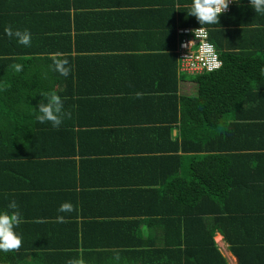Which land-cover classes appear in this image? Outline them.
I'll return each mask as SVG.
<instances>
[{"label": "trees", "instance_id": "1", "mask_svg": "<svg viewBox=\"0 0 264 264\" xmlns=\"http://www.w3.org/2000/svg\"><path fill=\"white\" fill-rule=\"evenodd\" d=\"M191 2L170 0L166 5L174 3L178 15L176 25L188 29L204 28L215 46V35L221 38L223 35L218 26L227 23L226 19L235 16L237 10L251 9L249 0H237L239 3H234L229 12L221 15L219 23L202 26L196 17L187 14ZM243 2L246 4L242 5ZM165 27L156 37L155 48L160 52L159 62L164 60L166 70L159 84L151 85L149 91L160 94L170 91L173 95L169 99L156 97L157 103L155 100L145 102L141 114L132 111L128 120H116L122 125V129L116 130L121 134L117 139L109 137L114 134L109 135L110 130H101L102 123L94 112H82L87 117L78 123V132L72 134L78 137L71 139L73 147L66 156L71 158L77 152L82 158L79 164L88 168L101 164L107 167L106 161L119 163L120 160L126 165L129 161H141L151 167L154 187L149 189H145L141 181L128 182L129 179L123 182L119 176L114 179L117 184L100 182L102 191L114 185L121 188L117 192L123 198L113 201L112 214L136 218L133 224L126 223L130 239L134 233L132 225L138 227L145 218L153 217L150 220L163 226L166 243L174 246L171 253H177L174 256L177 264H227L216 247V233H220L229 244L231 252L239 258V264H264V58L256 62L255 57L244 52H223L224 41H220L218 55L221 65L218 69L185 73L180 70L175 33L163 31ZM174 48L175 53H168ZM40 61L35 59L34 65ZM42 64L46 63L38 65ZM152 69V73L157 72L156 68ZM4 75L10 83L12 75ZM185 81L196 85L192 94L179 89L180 83ZM46 96L44 93L43 97ZM92 103L95 102L91 100L87 106ZM115 104L112 113L117 108ZM80 107L83 108L81 104ZM135 114L138 118H134ZM139 117H146V120ZM150 123L153 128H147ZM173 130H176L175 135ZM39 140L25 138L22 122L0 118V209L19 197L28 195L33 202L41 195L42 199L31 205L36 207L32 212L34 215L30 214V204L20 213H27L24 216L30 214L32 220L43 215L47 216L46 220L55 219L49 223L34 221L27 227L29 223L21 215L23 222L17 229L22 236L21 247L0 252V264H93L89 261L90 256L100 258L104 254L99 247L117 245L106 243L101 226L108 222L97 218L99 213L107 217L103 210L107 201L100 196L93 213L85 212L80 205L83 218L78 222L74 219L76 213L70 209L77 210L78 206L74 201L77 195L71 187L56 190L52 187L53 191L37 194V191L26 193L21 190L22 186L15 184V177L23 165L28 168L30 163L44 164L38 160L50 158L47 152L42 155L32 151ZM26 144H29L28 150ZM85 144H88L86 148ZM103 147L110 149L101 152ZM74 149L77 150L74 152ZM131 151H136V155L128 162L117 157ZM138 151L155 153L153 157H140ZM72 160L73 157L70 162L75 163ZM219 176L222 179L219 180ZM125 184L127 188L124 189L121 186ZM171 193L170 199L168 195ZM55 195L58 200H53ZM69 197L74 200H68ZM63 205L69 206V210L62 211ZM53 208L57 210L52 212ZM111 236L109 234L108 238ZM121 244L131 243L123 240ZM157 259H160L158 255ZM162 259L164 264L169 261ZM98 261L100 263L101 259Z\"/></svg>", "mask_w": 264, "mask_h": 264}, {"label": "crops", "instance_id": "2", "mask_svg": "<svg viewBox=\"0 0 264 264\" xmlns=\"http://www.w3.org/2000/svg\"><path fill=\"white\" fill-rule=\"evenodd\" d=\"M167 2L170 0H0V118L22 122L26 139H40L32 151L42 155L47 152L50 157L48 160H38L44 164L30 163L28 168L23 165L22 171L15 177V184L22 186L24 189L21 187V190L26 193L37 191V194L71 187L77 200L71 197L68 200H74L78 205L77 210L70 208L73 214L76 213L74 219L78 222L83 218L80 205H83L85 212L93 213L100 196L107 201L103 209L107 217L99 213L97 218L108 222L101 226L105 231L103 235H106V243L117 245L99 247L104 254L100 258L90 256L89 261L93 264H164L162 258L169 259L167 264H177L174 257L177 253H171L175 248L166 243L164 228L160 223L155 224L150 220L153 217L145 218L138 227L132 225L134 233L131 232L133 237L130 239L126 223L133 224L136 218L131 215L116 217L112 214L113 201H121L123 198L117 192L121 188L114 185L109 186V190L100 189L101 180L117 184L114 179L118 176L123 182L129 179L128 182L141 181L145 189L154 187L151 182L154 174L150 166L146 167L141 161H129V165H126L120 160L119 163L106 161L107 167L101 164L100 167L88 168L79 164L82 158L77 152L72 156V161H75L72 163L76 166L70 162L72 157L66 156L73 147L71 139L78 137L72 134L78 132V123L87 117L82 112H94L96 119L102 123L101 130H110L109 135L114 134L109 137L117 139L121 134L116 130L122 129V125L116 123V120H128L132 111L141 114L145 102L155 100L157 103V98L169 99L173 95L170 91L163 94L149 91L151 85L159 84L166 70L164 60L159 62L160 52L155 48L156 37L166 26L163 31L171 30L175 33L177 46V30L184 28L176 25L178 15L174 3L166 5ZM226 21L228 24L217 28L223 31L222 38L217 34L214 38L218 54L221 52L220 41H224L223 52H244L255 57L256 62L264 58V15L255 13L252 8H245L244 11L237 10L235 16ZM237 21L240 22L238 25L235 23ZM8 29L29 33L30 43H18L17 37L6 34ZM243 46L246 48L242 49ZM168 53H175V48ZM35 59L41 61L34 65ZM65 60L68 62L65 67L69 68L67 77L61 75L56 67L58 61ZM42 62L46 64L38 65ZM166 63L169 64V61ZM17 64L22 67L19 72L14 68ZM152 68H156L157 72L152 73ZM177 71L180 73L178 67ZM5 73L12 75L10 83ZM185 83L188 87L183 91L192 94L196 85L190 81ZM44 93H47L45 98ZM50 94L60 96L63 101L62 124L59 127L36 119L38 104L46 103ZM180 96L178 92V101ZM91 100L95 103L87 106ZM114 104L117 108L112 113ZM134 118H138L136 114ZM139 118L146 120V117ZM153 127L150 123L147 128ZM172 133L175 135L176 130ZM84 134L83 137L89 138V135ZM26 145L28 150L29 144ZM84 146L86 148L88 144ZM105 149L110 147L101 148V152ZM135 153L131 151L123 157L124 154L117 157L128 162ZM154 153L138 151L137 155L153 157ZM217 178L222 179L221 176ZM52 187L55 189L51 190ZM121 187L125 189L127 184ZM95 193L101 194L98 196ZM168 196L171 199L173 193ZM19 198L16 201L18 210L23 211L30 204L32 215L36 207L31 205L42 199L41 195L33 202L28 195ZM53 200H58L57 195ZM56 210L53 208L52 212ZM25 214L22 212L21 215ZM30 214L24 216V221L29 223L27 227L32 226L34 221L49 223L55 220H46L47 216L44 215L32 220ZM109 234L113 236L108 238ZM123 240L133 245H122ZM214 241L227 264H239V258L231 252L229 244L220 233L215 234ZM157 255L160 259H157Z\"/></svg>", "mask_w": 264, "mask_h": 264}, {"label": "clouds", "instance_id": "3", "mask_svg": "<svg viewBox=\"0 0 264 264\" xmlns=\"http://www.w3.org/2000/svg\"><path fill=\"white\" fill-rule=\"evenodd\" d=\"M229 3H239L237 0H192L188 15L196 17L198 22L203 25H215L219 23V18L228 9ZM249 4L255 13L264 15V0H249ZM8 36L18 38V43L28 45L30 43V34L20 31L13 32L8 29ZM68 62L58 61L57 70L61 75L67 77L69 68L65 67ZM17 72L22 70L21 65H14ZM38 115L36 119L41 122H50L53 127H59L62 124L63 101L60 96L53 95L47 97L46 103H39L36 109ZM61 210H69V206L63 205ZM23 222L18 205L15 200L9 202L6 208L0 209V252H10L18 250L21 247L22 236L17 231L19 225Z\"/></svg>", "mask_w": 264, "mask_h": 264}, {"label": "built area", "instance_id": "4", "mask_svg": "<svg viewBox=\"0 0 264 264\" xmlns=\"http://www.w3.org/2000/svg\"><path fill=\"white\" fill-rule=\"evenodd\" d=\"M234 3H229V12ZM178 44L176 52L180 61V70L185 73H203L218 69L221 60L215 46L209 41L207 31L202 27L177 30Z\"/></svg>", "mask_w": 264, "mask_h": 264}, {"label": "rangeland", "instance_id": "5", "mask_svg": "<svg viewBox=\"0 0 264 264\" xmlns=\"http://www.w3.org/2000/svg\"><path fill=\"white\" fill-rule=\"evenodd\" d=\"M180 87H181V90H183V89H186V87H188V86H186L185 82H181Z\"/></svg>", "mask_w": 264, "mask_h": 264}]
</instances>
